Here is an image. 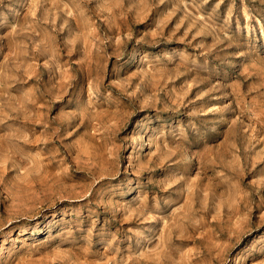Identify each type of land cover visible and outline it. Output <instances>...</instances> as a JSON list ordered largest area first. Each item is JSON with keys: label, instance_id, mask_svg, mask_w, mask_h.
Wrapping results in <instances>:
<instances>
[{"label": "rangeland", "instance_id": "rangeland-1", "mask_svg": "<svg viewBox=\"0 0 264 264\" xmlns=\"http://www.w3.org/2000/svg\"><path fill=\"white\" fill-rule=\"evenodd\" d=\"M0 264H264V0H0Z\"/></svg>", "mask_w": 264, "mask_h": 264}]
</instances>
